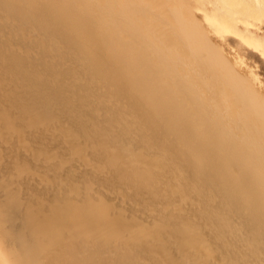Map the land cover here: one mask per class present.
I'll use <instances>...</instances> for the list:
<instances>
[{
    "label": "bare ground",
    "instance_id": "6f19581e",
    "mask_svg": "<svg viewBox=\"0 0 264 264\" xmlns=\"http://www.w3.org/2000/svg\"><path fill=\"white\" fill-rule=\"evenodd\" d=\"M7 2L25 8L28 16L41 15V22L50 21L56 34L62 32L64 43L57 46L45 38L44 42L37 43V48H30L37 51V56L34 55L37 58L33 57L34 60L29 62L31 54L21 55L16 46L23 43L21 47H28L25 45L29 42V39L26 40L28 36L20 35V23L12 19L13 24L19 27H15L19 34L16 38L17 33L15 36L9 33V37L13 36L11 39L5 31L8 39L4 40L11 39L15 46L7 47V51L0 49L1 71L16 70L21 65L20 71L24 74V70L26 77L29 73L35 89H39L36 92L50 93L58 102L62 101L61 105L72 102L73 98L74 101L68 105L74 104L79 110L95 108L86 92L92 82L95 87L103 84L105 94L111 90L121 92L126 103L135 108L148 132L141 127H131L127 118L117 123L115 112L111 113L110 120L107 111L114 106L108 100H99L103 119L109 122V126L104 128L110 131L96 133L94 136L100 134L96 141L93 136V146L97 150H91L88 156L103 163L95 168L98 173H106L105 168L112 169L116 161L122 163L119 170L109 172L110 179L124 187L137 201L164 206L168 225L165 228L158 227V224L141 227L132 219L110 216L106 204L71 202L70 205L66 203L62 207H54L52 211L49 207L51 215L42 220L31 221L33 223L26 220L23 232L32 235L26 237L25 234L15 235L8 226L14 209L0 204V243L3 240L10 243L8 250L0 249V264H34L41 250L46 248L45 243L69 247L85 241L96 244L103 239L122 242L121 238L125 236L128 237L125 243L138 249L135 254L153 258L158 264H178L177 261L174 263L172 253L179 252L184 241L195 251L191 258L210 257L201 246L203 243L221 256L226 253V238L238 241L239 235L232 218H236L240 228L243 227L240 211L248 218L250 237L244 241L248 254H241L240 250L232 248V264H247L249 257L260 260L264 256H259L264 250V115L217 62L207 44L191 34L190 23L196 13H200L202 23L215 39H232L241 47L257 53L264 61V37L254 31L259 29V24H264V0H208L210 7L204 0ZM174 8L180 14V21L173 15ZM1 26L0 29L4 28ZM1 31L4 32V29ZM3 38L0 42L6 44ZM72 49L86 56L87 61L82 58L77 60L87 63L83 70L91 77L90 81L85 80L73 61H67L68 51ZM110 61L115 65L114 71L107 69ZM238 61L243 63L239 57ZM94 62L98 63L97 67H94ZM251 75L257 80L253 72ZM24 81L21 84H29ZM56 111L54 121L59 120ZM30 113V119L27 118L29 123L36 120L37 110ZM66 113L69 118L76 119L74 114ZM54 126L60 130L54 137L55 145L59 144L63 148L60 150L70 151L82 160L79 148L67 142V130L64 132L62 126ZM11 127L9 130L13 132ZM128 128L139 133V141L134 146L136 150L141 143L146 150L143 147L134 152L127 148L126 152H123L124 148L123 151L115 150V134L121 135ZM145 140L147 142H143ZM129 162L137 165L135 171L126 166ZM184 164L189 165L193 179L178 173L179 168L175 169L177 165L185 168ZM155 170L161 174L158 175ZM129 178L132 185H129ZM187 182L191 185L187 186ZM213 202L219 204L216 210L210 206ZM176 209L181 210V215L175 214ZM202 219L206 221L201 222ZM199 222L202 225H198ZM180 239H184L183 242ZM184 244L183 248H186ZM13 246L15 251H19L18 259L11 257ZM89 252L90 255L83 261L73 259V264H94L95 249L90 248ZM214 256L210 259L213 260ZM117 260L120 264L125 263L119 257ZM199 260L201 264L206 261ZM106 262L112 264V258L108 257Z\"/></svg>",
    "mask_w": 264,
    "mask_h": 264
},
{
    "label": "rangeland",
    "instance_id": "374dc122",
    "mask_svg": "<svg viewBox=\"0 0 264 264\" xmlns=\"http://www.w3.org/2000/svg\"><path fill=\"white\" fill-rule=\"evenodd\" d=\"M204 1L206 2V6L210 7V5L207 3L208 0ZM178 14V10L174 8L173 15L177 16V19L180 21V14ZM200 17L201 14L196 13L195 19L192 21V23H190L191 34H193V36H196L199 41H204L207 44L209 50L212 52L217 62L229 73L234 82L239 85V87H242L244 89L252 103L264 115V61L260 59L257 53H254L247 48L241 47L232 39L225 40L226 42L218 38L215 39V37L208 32V29L205 28V25L202 23V18ZM12 19H17L19 21L21 26L19 30L20 35L22 36L23 34H25L26 36H28V38L26 39H29L28 44H25L27 41L23 42H25V45H28L29 49L28 47H21V44L23 45V43L16 46L18 50L20 49L19 52L21 55L28 56L29 54H31L29 57L30 59L28 58L29 62L30 60H34V58H37L35 57L37 56L35 54L37 51H33V48H30H37V43L44 42L45 38H49V41L55 42L57 46L64 43L62 32L56 34V32H54V30L52 29L50 21L41 22V15L28 16L25 8L20 5L16 6L10 4L7 2V0H0V24L2 25L1 27H4L2 28L4 29V32H0V41L3 37H5L3 38V40H6V38L8 39L9 33L14 34L13 36H15V34L17 33V38L19 32L16 29H18L19 27L16 24H13L14 20ZM258 28V30L254 31H257V34L260 37H264V24H259ZM200 30L203 33L205 32V35ZM5 31L8 37L5 36ZM12 37L9 38L13 39ZM204 37L205 39L203 40ZM5 40L4 43L7 42L6 44H2L3 42H0V49L4 48L2 51H7V47L9 48V46H13L15 44L14 42L11 43L10 40ZM8 41L10 42L8 43ZM221 41L223 43H221ZM219 42L221 43V45ZM29 44L31 46H29ZM66 49L67 48H65L64 50ZM24 51L28 53L25 54L23 53ZM238 57L239 59H243V63L239 62L241 60L238 61ZM78 58H82L84 60L87 59L82 52H77L74 49L68 51L67 61H73L74 66L78 69L85 80L90 81L91 77L83 70L87 63L84 61L82 63L80 59L77 60ZM111 63H113V61H110L107 69L109 70V68H111L110 71H114L115 67L113 66L115 65ZM97 65L98 63L94 62V67H97ZM16 66L14 67L16 68ZM20 66L21 65H19L16 70L14 68H12L11 70H7L11 73L7 71L3 72L0 69V204L4 205V207L14 209L10 225H8L11 230H13V233L20 236H23V234H25L24 236L26 237L32 236H28L27 233L23 232V226L26 224V220L29 223H33L35 222V220H42V218L46 217L47 215H51V211L53 209L62 207V205H65L66 203L70 205L72 204L71 202L81 205L86 203H97L98 205L106 204V206L108 205L107 208L110 216L115 215L119 218H125L128 220L132 219L136 221V223L141 227L158 224V227L165 228L168 225V222L166 221L167 218L164 217V206L162 207L161 205H156L148 201L139 202L134 197H132L124 187L110 179L109 172H111L112 170H119L122 163L116 161L113 163L114 167L112 169L106 167V173H98L95 168L101 167L103 163L88 156L91 150H97L93 146V142H95L96 139L100 137V134H97V136L94 135L99 131H110L104 128L109 126V122L104 121L103 119L104 117L101 114L102 109L100 108L101 103L99 102V100H108V103L114 106V108L107 111L109 116L108 118L110 120L113 114L112 112H115V115L118 116V120L116 121L117 123H119L120 119L127 118L128 121H130L131 127H141V130L148 132V129L143 127L141 117L137 114L134 107L126 103V100L124 96H122V93H115L111 90V92L105 94V87L103 84H99L97 85V87H95L96 85L92 82L88 86L89 88L86 92L88 93V96L90 97L95 108L79 110L80 108H78L77 106L75 107L74 104L72 106H69L68 104L70 101L64 102L65 105L64 103H62V106V101L58 102V100L54 96H51L50 93L47 94V92L45 93V91L43 92L42 90V93L36 92L35 90L39 91V89H35L36 86H34L35 84L32 82V77H30V74L27 73V71V77L24 76L25 71L23 70V74L20 71V69L22 70ZM24 68L25 67H23V69ZM13 69L14 71L12 72ZM252 72L257 77V80L253 79L251 75ZM14 73L16 74L13 75ZM16 75H20L19 77L21 79L19 80V77H17ZM12 79H14V81ZM22 80H25V84L29 83L28 85L33 83L30 86H34V89H31L32 87L30 88L28 85H24L23 83L21 84V82H23ZM27 80L29 82H27ZM25 86H28L29 88ZM37 93L39 94V96H37ZM46 94L48 95V97ZM49 95L51 97H49ZM31 96L33 97V99ZM73 101L74 100L72 98V102ZM60 107L62 108V110ZM63 107L64 110L66 108H68V110L66 109L65 111H63ZM35 110H37V118L34 122L29 123V120L27 121V118L29 117L30 119V116L32 115L30 111ZM55 111L57 113L56 115L60 116H58V121H54ZM67 111L71 114H74L76 119L73 120L72 118H69V114L66 113ZM14 115L15 117H13ZM2 116L5 120L2 118ZM6 116L9 118V120ZM11 117L12 120L10 119ZM9 123H12V125ZM54 125H59L60 127L62 126L61 128L64 132L67 130L65 132V136L70 138H67V142L72 146L75 145V147L79 148V150L81 151L80 158H82V160L77 159V157H75V155H72L70 151L69 153H66L63 152V150H60L63 148L59 147V144L55 145L56 140H54V137H56L60 130H58ZM10 126H12L10 129L13 128V132L9 130ZM7 130H9L11 134H8L10 132ZM93 136L95 141L93 140ZM115 139L117 142L115 150L117 152L123 151V148V152H126L127 149L128 151L132 149V151L134 152L136 150L134 146H136L135 144L139 141V133L128 128L127 130H124V133L121 135L118 134L117 136L115 134ZM101 142L103 143L102 140ZM104 142L106 141L104 140ZM143 142L147 141L145 140ZM142 144L143 143L139 144V148H144V145ZM139 148L137 150H139ZM148 148L150 149L149 145ZM144 149L146 150V148ZM47 161L49 163L46 164L45 162ZM81 161L85 163H81ZM126 164V166H129V169L131 171H135L137 168V165L133 163L129 162V164ZM184 166L185 168H183L182 165H177L175 169L177 170L179 168L177 170L178 173L180 172V174H182L183 176L193 179L194 175L189 165L184 164ZM155 171H157L158 175L161 174L160 171ZM185 172L186 174H183ZM129 181V185H132L133 182L131 178H129ZM190 185L191 184L187 182V186ZM212 204L210 205L211 208L213 207L212 209L216 210L217 205L219 204L216 202H213ZM109 207H111V210L109 209ZM175 214L181 215V210L176 209ZM240 214L243 227L240 228L237 224V221L235 222L236 218H232V220L234 219L233 225H237H235V231L236 234L239 235L238 241H232L230 239L228 240V238L224 240V245L227 246L225 255L217 256L216 251L209 249V247L204 245L203 243L202 245H200L204 247L210 257H207L208 259L206 257H203L202 259V257L200 256H198V258H191V255H194L195 251L191 246H186L187 244H184L185 241L183 244L184 247L186 246V248H183V244L181 242H183L184 239H180V241H182L179 242L182 245H180L179 248L180 250L183 248V252L182 250H179V252L176 253L172 249V252L175 253H172L174 263H176L177 261L178 264H201L199 263V259L201 258L202 261L206 259V261L204 262H208L207 264H227L228 262V264H232V248L240 250L241 254H248L247 248L245 247L246 242H244L249 240L250 237L246 221V219L248 218L244 216L243 211H240ZM205 221H203L202 219L201 222ZM192 222L195 223V221ZM201 222H199L198 225H202ZM192 228L196 230V228ZM121 240L122 242L120 240L112 241L103 239L99 240L96 244H91L90 242L85 241L82 244H75L69 247H56L50 246V244L45 243L46 248L41 250L40 255L36 258L37 261L34 260L36 262L34 264H73V259H75L76 261H83V259L87 258L90 255V248L95 249L96 262L94 264H107L106 260L108 257L112 258V264H120L117 260V257H119L120 261L122 259L124 260L122 261L125 262L123 264H126L128 261L129 263L127 264H158V261L153 258L146 257L142 254H135L138 249L135 247V245L131 246L125 243L128 240L127 236L121 238ZM4 245L7 247V249L5 247V250ZM9 246L10 243L6 240H3V242L1 241L0 243V249L2 251L8 250ZM14 249L15 248L13 246L10 252L11 257L18 259V257H20L18 254L19 251L17 250V252ZM188 251L189 256L187 255ZM183 253L185 254V256H182L184 255ZM260 254L261 255H258H264V250H262ZM122 255H124L125 257ZM212 256H214L213 260L210 259L213 258ZM262 257L260 258V260H255L249 257L248 259L250 262H248L249 264H264V256ZM77 264H82V262Z\"/></svg>",
    "mask_w": 264,
    "mask_h": 264
}]
</instances>
